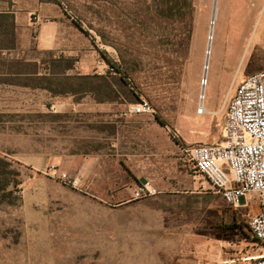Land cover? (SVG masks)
Segmentation results:
<instances>
[{"label": "rangeland", "instance_id": "rangeland-1", "mask_svg": "<svg viewBox=\"0 0 264 264\" xmlns=\"http://www.w3.org/2000/svg\"><path fill=\"white\" fill-rule=\"evenodd\" d=\"M8 1L17 2L6 6L18 12L21 27H31L32 50L55 42V31L40 39L43 21L60 28L57 53L64 56L45 55L40 65L42 73L53 67L55 76L43 79L56 95L103 99L115 112L104 125L76 112L0 113V264H126L118 259L139 245H147L149 261L135 264H250L256 241L245 225L260 212V198L228 206L183 150L192 141H214L226 117L221 108L240 83L264 71V0H219L209 71L215 0ZM106 58L121 74L110 73ZM142 100L154 113L132 115ZM202 102L207 113L199 115ZM63 174L81 187L66 184ZM147 182L160 194L132 199ZM114 207L173 211L149 226L145 240H128L111 235L112 222L117 235L148 228L126 221L142 216ZM156 246L163 251L152 254Z\"/></svg>", "mask_w": 264, "mask_h": 264}, {"label": "built area", "instance_id": "built-area-1", "mask_svg": "<svg viewBox=\"0 0 264 264\" xmlns=\"http://www.w3.org/2000/svg\"><path fill=\"white\" fill-rule=\"evenodd\" d=\"M108 68L100 69V75H107ZM223 111L226 112L222 126L223 140L186 147L183 153L194 170L207 180L228 206L239 207L251 194L260 198L261 210L249 221L256 239V255L247 261L250 264H264V71L240 83ZM132 112L149 115L154 113V108L142 100L132 107ZM205 113L206 109H198L199 115ZM61 177L66 184L81 187L77 178L68 174ZM158 194L160 192L147 182L137 187L134 199L141 200Z\"/></svg>", "mask_w": 264, "mask_h": 264}, {"label": "crops", "instance_id": "crops-1", "mask_svg": "<svg viewBox=\"0 0 264 264\" xmlns=\"http://www.w3.org/2000/svg\"><path fill=\"white\" fill-rule=\"evenodd\" d=\"M12 3V7H16L15 1H8V0H0V14L2 13H12L15 17L16 23V32H17V45L13 49H0V113H21L24 112L25 109H33V111L37 114H54V113H67V112H76V113H83L86 115V118H91L95 121V125H104V117H108L115 112L114 104L107 103L103 99L97 100L95 97H88L86 100L82 98V100H77L78 95L74 93L67 94L65 96L56 95L51 92L47 87H41V83L48 82H38L39 79H43L44 77L55 76L53 73V67H50L48 70L44 68L47 73L41 72V63L44 59L43 57H50L51 59L57 60L62 59L58 56V51L60 47V38H59V31L60 28L56 25L55 21H43L39 30L41 31V40H44L45 34L50 32H56L55 42L53 44H45L42 42L40 47L37 50H32V39H31V27H27V30H24L20 24V15L16 10H12L7 8L9 4ZM7 5V6H6ZM75 25V24H74ZM75 27L78 29L80 34L86 35L83 31H81L76 25ZM23 33V34H22ZM24 35V36H23ZM23 36V37H22ZM89 37V35H86ZM85 36V37H86ZM91 39V38H89ZM69 39H67V42ZM67 45L71 48L70 41ZM4 52H7V55H3ZM67 53V52H66ZM76 51H70L69 56L75 54ZM66 57V56H65ZM95 59L88 60V63H95ZM47 63H44L42 66H46ZM71 69L65 68L64 74L67 75ZM84 77H89L90 74L86 72V74H82ZM80 76V75H79ZM71 84V82H68ZM93 84V82H88ZM95 84L102 85L103 82H94ZM224 109L221 108V111ZM212 113L217 114V111ZM132 115L135 116H145L143 115H136L131 112ZM127 114V119H128ZM114 123V121L109 122ZM87 124V123H85ZM224 124V122H223ZM222 124V126H223ZM222 126L218 137L215 138L214 141H210V138L205 139L204 141H192L190 143L191 146H195L197 144H212L215 142H221L223 140L222 135ZM137 186L132 190L131 197L134 199L135 191ZM136 200V199H134ZM112 211L121 212L124 214H136L142 216L141 218L136 219H129L126 221H139L141 222L142 226H146L147 230H136L133 232L131 230H127L125 228L119 229V233L117 235L116 230L114 228V223L112 222L111 225L113 227L111 231V235L113 237H120L125 239H134L139 237L151 236L149 233L150 229L149 226L151 225H159L162 222H166L167 219L160 218L161 215L171 214L173 211L170 208L166 207H114L111 208ZM259 213V212H258ZM257 213V214H258ZM256 214V215H257ZM255 215V216H256ZM254 217V216H253ZM132 222H125L122 223V226H131L134 223ZM249 225V222H248ZM245 228H243L244 231ZM138 231V232H137ZM177 245H172V250ZM146 246L139 245L134 247L133 249H128L124 251V254L121 256L118 261L126 263V264H135V263H145L148 262L149 259L147 258L148 250H146ZM163 249L156 246L155 251L150 249V252L153 253H160ZM177 251V250H175ZM178 252V251H177Z\"/></svg>", "mask_w": 264, "mask_h": 264}, {"label": "trees", "instance_id": "trees-1", "mask_svg": "<svg viewBox=\"0 0 264 264\" xmlns=\"http://www.w3.org/2000/svg\"><path fill=\"white\" fill-rule=\"evenodd\" d=\"M74 24L85 34L89 35V33L86 32V30L84 29L82 24H80V22L74 21ZM0 40H2L0 41V49H13L17 45L16 23H15V17L12 13L0 14ZM105 60L109 64L110 69H113L116 73L121 74L119 70H117L116 66L109 59L106 58ZM89 77H84V78H89ZM38 82H48V84L41 83L40 85L42 87L44 86L47 87L51 92L57 94V91H55L54 88L49 85L51 82H49L48 79H39ZM157 119L161 121L159 118ZM245 228H246V234L249 236V238H252L253 240L256 241L250 226L245 225Z\"/></svg>", "mask_w": 264, "mask_h": 264}, {"label": "bare ground", "instance_id": "bare-ground-1", "mask_svg": "<svg viewBox=\"0 0 264 264\" xmlns=\"http://www.w3.org/2000/svg\"><path fill=\"white\" fill-rule=\"evenodd\" d=\"M218 6H219V0H217V6H216V9L214 11V15H213V22L211 23V31H212V34H211V38L210 39V42H209V45H208V50H207V60L209 61L207 63V60H206V67L205 69L209 71L210 69V58H211V54H212V47H213V41H214V33H215V26H216V23H217V19H218V13H219V9H218ZM207 74V73H206ZM207 82H208V77L206 76L205 78V82H204V88H203V96H202V99L204 98V95H205V88H206V85H207ZM200 108H202V110L204 109L203 107V102L201 103L200 105ZM253 258L250 257V258H247L246 260H252Z\"/></svg>", "mask_w": 264, "mask_h": 264}, {"label": "water", "instance_id": "water-1", "mask_svg": "<svg viewBox=\"0 0 264 264\" xmlns=\"http://www.w3.org/2000/svg\"><path fill=\"white\" fill-rule=\"evenodd\" d=\"M216 6H217V0H215V9H216ZM209 61L207 60V63H208ZM205 78H206V74H205Z\"/></svg>", "mask_w": 264, "mask_h": 264}]
</instances>
